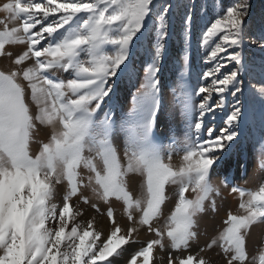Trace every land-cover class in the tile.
I'll list each match as a JSON object with an SVG mask.
<instances>
[{"label":"snow or ice","instance_id":"obj_1","mask_svg":"<svg viewBox=\"0 0 264 264\" xmlns=\"http://www.w3.org/2000/svg\"><path fill=\"white\" fill-rule=\"evenodd\" d=\"M0 13V57L14 65L0 70V264H115L110 258L137 242L133 234L140 227L156 239L127 264H152L165 240L176 253L169 252L168 264H211L200 255L205 248L190 250L201 220L222 196L213 177L249 119L242 96L259 101L264 121V58L257 63L247 56L253 47L264 53V12L257 16L251 0H0ZM201 21L199 40L208 53L206 67L194 76L192 42ZM176 30L183 47L169 68ZM8 46L25 47L13 54ZM137 56L143 83L131 109L117 115L113 98L120 82L138 72ZM165 86L171 105L162 104ZM162 107L173 121L178 113L183 140L170 127L164 143L157 131ZM217 111L226 117L224 126L216 125ZM42 128L50 129L47 142L36 139ZM181 154L174 165L173 155ZM130 179L138 183L135 194ZM64 182L58 206L56 185ZM229 182L225 176L223 185ZM84 188L97 202L88 196L83 202L97 212L99 202L122 201L135 226L122 229L108 207L112 227L103 239L93 221L69 230L71 200ZM231 193L238 194L242 214L229 212L227 227L206 248L218 246L226 264H264V181L256 190L233 186ZM171 195L177 200L165 216ZM257 245L250 259L249 246Z\"/></svg>","mask_w":264,"mask_h":264},{"label":"rangeland","instance_id":"obj_2","mask_svg":"<svg viewBox=\"0 0 264 264\" xmlns=\"http://www.w3.org/2000/svg\"><path fill=\"white\" fill-rule=\"evenodd\" d=\"M61 2H63V0H61ZM228 2L229 0H224L225 4H227ZM251 3L253 5V11L257 16H259L261 12H264V0H251ZM2 17L3 14L0 13V18ZM210 18L211 17H209V19ZM203 23L204 21H201V24L197 26L196 38L192 42L191 64L194 76L195 74L202 72L203 69L206 67L204 63V57L208 53V48L202 46L199 40L201 26ZM24 47L25 46H8L6 47V51H11L13 52V54H16L21 52ZM182 47V34L178 30H176L173 32L172 39L168 45L167 58L169 68H171L176 62V60L179 58V54ZM142 54L143 50L141 49V55ZM247 56L258 63L262 58H264V53L260 52L258 48L253 47L247 49ZM136 59L137 64L135 67L138 69V72L134 74L131 79L124 78L120 82L117 95L113 98L117 115H119L121 111L127 112L131 109L133 96L136 94L138 88L143 83L144 71L143 66L139 63L140 56H137ZM224 62L229 67H231V64L227 60H225ZM13 67L14 65L12 64V58L0 57V70H9ZM57 75L64 79L69 78L68 74L65 73H57ZM165 78L166 80L171 79L172 73L166 72ZM208 82L209 81H204L205 84H207ZM253 84H256L255 80L253 81ZM258 86L259 85H257V87ZM228 99L231 100L232 98L228 97ZM172 101L173 94L171 93L170 87L165 86V88L162 89V104L167 103L171 105ZM241 101L249 110V119L243 129V135L239 137V144H237L236 147L233 149V154L228 158L221 171L213 177L214 183L221 187L222 196L217 199V210L215 212L206 214L205 218L201 220L200 227L198 229V241L193 244L190 250L193 254H195L200 251V248H205V251L201 252L200 255L210 260L211 264H226V261L222 251L219 248L214 247L213 249H207L206 244L208 243V241L210 242L212 238H216L217 236H219V234L227 227L224 221L227 219L229 212H231L232 214H242V210H240L238 207V194L231 193V188L233 186H239L250 190H256L259 187V184L264 181V169L260 167L262 154H264V121H262L260 117L259 101L252 100L243 96L241 97ZM225 120L226 117L224 113L217 111L216 125L218 127L224 126ZM170 127L173 130L171 134L176 135V138L178 140H183V128L178 113L176 114L175 120L173 121V118L169 114V109L162 107L161 112L158 115L157 131L161 135V137L165 138V144L170 142L167 139V137H169L170 135ZM46 130L49 134L50 129ZM37 146L39 145L37 144ZM181 157L182 154L173 155L172 163L175 164L177 160L181 159ZM225 176H227L230 181L227 187H225L222 183L223 178ZM130 181L132 180L130 179ZM131 185L134 186V183H131ZM66 191V182L56 185V195L53 202L57 203L58 206H62L63 196L66 194ZM81 191L83 193L81 192L76 197H73L71 200V204L73 205L74 219L68 225L69 230L75 224H80L81 228H84L87 227L89 221H93L95 228L103 233L101 237L103 239L104 236L109 234L112 227L110 219L107 217L106 214L108 207L113 208L116 221L123 229L126 230L128 227L134 226V223L130 222L127 219L125 207H119L118 205H116L114 199L108 203L99 202L100 211L97 212L96 209L91 207V204H86L83 202V196H88L91 199L92 195L89 194L90 191L87 188H84ZM187 195L189 196V198H191L195 194L189 192ZM230 195H236L237 199L233 200L231 197H229ZM91 200L93 202H97L94 196ZM176 200L177 197L175 195L170 196V199L166 203V206L164 208L165 216L170 215L171 212L174 210ZM119 208L121 209L119 210ZM77 213H79V215H77ZM133 214L134 216H136L137 219L139 218V212L134 211ZM122 223L125 224L124 227L122 226ZM126 224L128 226H126ZM162 224L163 221L154 222V227L162 226ZM253 235L255 239L259 240L260 234L257 229L253 230ZM133 236L137 242L130 243L129 245L125 246L127 251L124 252L121 257L110 258L114 260L115 264H127V261L130 259L131 255L134 252L146 246L147 242H149L150 240L156 239L154 233L149 232L146 227H140L139 231L136 234H133ZM259 247V245H257L256 248H252L251 246H249L250 259L252 255H256L258 253ZM157 249L161 250L159 247L154 249L152 264H168V255L170 251L172 252L173 256L176 255L175 251L171 250L168 247L167 240H165V250H163L164 254H160L159 256ZM183 254L186 255L187 253Z\"/></svg>","mask_w":264,"mask_h":264},{"label":"bare ground","instance_id":"obj_3","mask_svg":"<svg viewBox=\"0 0 264 264\" xmlns=\"http://www.w3.org/2000/svg\"><path fill=\"white\" fill-rule=\"evenodd\" d=\"M17 49V48H16ZM15 52V51H14ZM36 139L37 140H41V141H44V142H46L47 141V139H48V133H47V130L46 129H41L40 130V132H39V134L37 135V137H36ZM31 148H32V152H33V154H35L37 151H38V148H39V146H37V143H32L31 145ZM181 159H182V157H181ZM181 159H179V160H177V162L174 164V165H179L180 163H181ZM140 180V178L139 177H136V181L138 182ZM131 183H134L133 181H130V188H131V190L134 192V194L136 193V191H137V188H138V183H134V186L133 185H131ZM89 191H90V195H92L91 196V199H92V197H93V194L91 193V190L90 189H88ZM82 192V191H81ZM83 193V192H82ZM229 197H231L233 200L234 199H237V196L235 195V196H232V195H230ZM115 200V199H114ZM112 201V200H111ZM115 203H116V205H118L119 207H125V205L123 204V202L122 201H117V200H115L114 201ZM117 209V208H116ZM121 208H119V210H120ZM117 211V210H116ZM120 212V211H119ZM122 212V211H121ZM124 212V211H123ZM124 223H122V226L124 227ZM126 226H128L127 224H126ZM130 226V225H129ZM135 226V225H134ZM123 229V228H122ZM212 229V228H211ZM141 230V229H140ZM148 233V232H147ZM146 233V234H147ZM134 234H136V233H134ZM211 235H212V233H211ZM146 237V236H145ZM147 238V237H146ZM143 239H144V237H143ZM210 239V238H209ZM150 240V239H149ZM200 241H202V240H200ZM205 242V241H204ZM209 242V241H208ZM199 243V242H198ZM216 248V247H215ZM217 248H219L218 246H217ZM158 250V249H157ZM156 250V251H157ZM217 251V250H216ZM160 254L162 255V254H164V252L163 251H161V250H158V255L160 256ZM218 257V256H217ZM219 262V261H218Z\"/></svg>","mask_w":264,"mask_h":264}]
</instances>
